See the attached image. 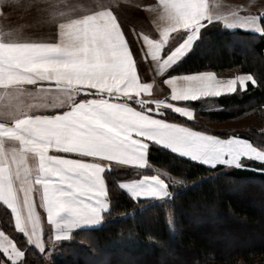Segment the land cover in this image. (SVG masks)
<instances>
[{"label":"snow or ice","instance_id":"obj_1","mask_svg":"<svg viewBox=\"0 0 264 264\" xmlns=\"http://www.w3.org/2000/svg\"><path fill=\"white\" fill-rule=\"evenodd\" d=\"M3 8L0 0V13ZM27 8L56 33L48 40L0 31V117L9 121L0 123V202L27 243L44 249L35 193L56 239L81 225H100L110 209L106 175L121 165L148 167L153 145L207 166H243L242 157L264 162V150L239 135L221 138L161 118L170 109L192 119L194 109L178 102L233 94L248 81L257 83L251 74L224 80L212 71L168 73L206 26L222 20L229 28L264 33V14L242 15L237 8L219 15L207 0H159L155 8L148 6L158 16V38L136 33L142 45L134 55L120 21L102 0L83 8L66 0H30ZM174 32L184 35L172 47ZM148 58L152 71L165 75L172 102L145 98L153 84L143 81L138 64ZM41 109L52 114H40ZM164 175H142L119 187L134 200L167 198L172 193ZM0 251L6 257L0 264H18L25 255L3 230Z\"/></svg>","mask_w":264,"mask_h":264},{"label":"trees","instance_id":"obj_2","mask_svg":"<svg viewBox=\"0 0 264 264\" xmlns=\"http://www.w3.org/2000/svg\"><path fill=\"white\" fill-rule=\"evenodd\" d=\"M261 22L264 24V19ZM232 67L249 72L257 83H247L243 91L212 98L222 108L206 116L222 121L264 104V33L229 29L213 22L201 30V37L191 52L168 74ZM200 101L185 103L199 107ZM163 117L218 136L232 133L214 132L174 112L167 111ZM232 134L264 148V130L251 128ZM148 161L151 166L182 180L175 186L166 179L172 195L134 200L119 187V182L155 171L150 167H116L105 177L110 209L105 212L103 223L91 229H77L69 240L59 242L60 255L52 260L54 264L95 261V264H118L125 258L131 260L130 264H159L154 258H161L160 264H264V241L249 243L257 238L264 240V208H260L264 203L261 162L252 160L243 166L231 167L207 166L157 145L150 148ZM258 192L263 197L254 198ZM209 212L216 218L212 219ZM188 218L194 222L190 223ZM0 228L10 233L24 251L18 264H48L42 252L27 243L25 236L15 229L12 214L2 202ZM209 228L216 229L221 238L226 239L225 247L211 249L209 235L205 234L206 238L199 235L198 232H209ZM237 240L248 244L236 245Z\"/></svg>","mask_w":264,"mask_h":264},{"label":"rangeland","instance_id":"obj_3","mask_svg":"<svg viewBox=\"0 0 264 264\" xmlns=\"http://www.w3.org/2000/svg\"><path fill=\"white\" fill-rule=\"evenodd\" d=\"M130 1H132V0H130ZM137 2H139L137 4V7H139V5H140V7H142L141 11H130V13H127V16L125 18L127 21L120 20V23H121V26L123 29H125L127 26L129 27L128 33H125V34L128 37L130 43L135 42V41H139V43H138L139 47H132L134 55H136L137 53L140 52V48H141V44H142V38H140V39L135 38L136 33H138V32L131 30L130 21H131V23L137 25V24H143V23L148 24V20L149 21L151 20L152 24H154L157 27L156 21L158 19V16H157V14L155 15V13L153 11H149L148 6L151 5L153 8H155V6L159 3V0H137ZM207 3L209 5L210 10L215 11L219 15H225L227 13L233 12L237 8L241 9L242 15L252 14V15L260 16V15L264 14V0H207ZM143 15H144L145 21L142 19ZM218 22L221 25L225 26L223 24L222 20L218 21ZM260 23L262 25H264L261 21H260ZM225 27L229 28L227 26H225ZM236 28H240L239 25H235L229 29H236ZM244 30L253 31L255 33H260L256 30H253V29H244ZM146 31H147V34H149V35L151 33H153L152 31L147 30V29H146ZM183 35L184 34H182L180 32L171 33L170 34L171 46L174 47L177 43L181 42ZM154 38H156V37H154ZM207 69H208L207 71H209V68H207ZM204 70L205 69H201V70H195V71H190V72H197V71H204ZM216 71L217 72H215V73H216L217 77L222 78L224 80L230 79L233 76H238L241 74H250L249 72L242 71L236 67L225 68V69H220V71L219 70H216ZM145 72L147 74H145V78L143 79V81L153 84V89H152L151 93L144 94L145 98L146 99H166V98H168L169 102H172L170 100V96H169L170 86L164 83L165 75L159 74L157 77L153 78L154 76L150 75V74H152V70L150 68H147ZM190 72H182V73L186 74V73H190ZM171 74H176V73H171ZM177 74H179V73H177ZM247 83H251V81H248ZM2 91H3V89H2V87H0V92H2ZM205 99L209 100L212 98H205ZM178 103H180L181 106L185 105L184 102H178ZM3 106H4V100L0 99V107H3ZM186 107H191V106L189 104H186ZM215 107L216 106L210 101L209 102L205 101V103H202V105L199 107H193L194 117L192 118V120H194L196 123H199L202 127H206L207 129L212 130L214 132L215 131H218V132L231 131L232 133H234L235 131L246 132L247 130H250L251 128H256L258 130H264V104L261 106L253 107V108L251 107V108L247 109L246 111L241 112L238 115H235L234 117L224 119L222 121L206 116V114H209V112L216 111L219 109L221 110V108H222L221 106H217L216 108ZM167 111L173 112L170 109H165L164 113H166ZM178 115H180V114H178ZM161 118H165V117L162 116ZM170 121H172V120H170ZM7 122H9V121L4 119L3 117H0V123H7ZM174 122H176V121H174ZM232 133L230 135H237V134H232ZM211 134H214V133L211 132ZM214 135H216V134H214ZM230 135L220 136V137L221 138H227ZM261 149L264 150V148H261ZM56 154H60V153H56ZM252 160H256V159L242 157L241 158V165L246 163V162L252 161ZM256 161H258V160H256ZM258 162H261V161H258ZM261 163L263 164V169H264V162H261ZM224 166L225 167H231L228 165H224ZM154 171L156 173L163 172L165 174L163 177H166L167 181H169L171 184H173L175 186L177 184L179 185L182 183V180H180L179 178L174 177V176L172 177L171 175H169V173H166V172H164L158 168H156ZM150 175H152V174H150ZM169 176L171 177L170 179L167 178ZM133 179H137V178H133ZM124 191H126V190H124ZM169 191L171 192V190H169ZM258 193L259 194H257V195L254 194L255 196H253V197L257 198V197L262 195L261 192H258ZM262 197H263V195H262ZM233 199H235V198H233ZM260 202L262 203L263 200H260ZM263 204L261 205L260 208H264ZM262 210L264 211V209H262ZM38 213L40 214V216L42 215L41 210H39V209H38ZM209 213H210L209 216L212 217V219L216 218L212 212H209ZM188 221L190 223L194 222L193 219H190V218H188ZM44 229L47 230V232L45 233V239L43 237V240H44L43 243L45 246H44L43 251L41 249H39V251L42 252V254L44 255V258L48 264H54L52 262V260H54L55 257L60 255V245H59L60 243L59 242H61L62 240H67L70 237V234L68 237H62L60 239H56L55 238L56 237L55 229L50 224L49 221L46 224L44 223ZM208 231L209 232H206L204 234L203 233L201 234L200 232H198V233H199V235H201V237L205 234L209 235L210 239L208 240L209 241L208 243H209V246L211 247V249L222 248V247H225V245H227L226 239L221 238V235H219L217 233L218 231L216 229H212V228L210 229L209 228ZM217 235H219V236H217ZM9 236H11V235H9ZM203 237L206 238L207 236L205 235ZM212 238H215V240H212ZM261 241H264V240L257 238V239H253L249 243L255 244V243H258ZM235 243H236V245H239V246H245L248 244L246 241H242V240H237V241H235ZM135 259L138 260L139 262L141 261V259L138 257L137 258L135 257ZM154 260L156 261V263H159V264L162 262L161 258H156V259L154 258ZM129 261H131L129 258H125L123 260L120 259L118 264H130V263H132V262L129 263ZM95 262H93L91 264H95ZM208 264H222V263H208Z\"/></svg>","mask_w":264,"mask_h":264},{"label":"crops","instance_id":"obj_4","mask_svg":"<svg viewBox=\"0 0 264 264\" xmlns=\"http://www.w3.org/2000/svg\"><path fill=\"white\" fill-rule=\"evenodd\" d=\"M29 2H30V0H4L3 13H0V31L6 32V33L10 32L13 36H17L20 38H26V39H32V38L48 39V40L54 39L56 36V33H55L52 25H50L46 20L41 19L40 16L31 12L27 8V4ZM50 2L55 3L56 0H50ZM66 2L70 5L83 8V7H88L91 3H93V0H66ZM95 2H101V0H95ZM102 2L112 9V11L117 16L119 21L120 20L127 21L125 18L127 16V13H130V11H141V9H142V7H140V5H139V7H137V4L139 3V2H137V0H132V1H130V0H102ZM62 10L63 9H61V11ZM155 15H156V13H155ZM142 19L145 21L144 15H143ZM130 26H131V30L137 31L138 33L144 32L145 34H147V31H146V29H147V30H150L153 32L150 35H152L153 37H156V38L158 37V29L154 24H152L151 20L150 21L148 20V24L143 23V24H137V25L131 23V21H130ZM124 30H125V33H128L129 27L127 26ZM138 43H139V41L132 42L131 43L132 47H139ZM138 60H139V57H138ZM154 67H155V65L151 63L150 58L140 61L138 64V71L140 72L142 79H144L145 74H147L145 72L146 69L150 68L152 70ZM205 70L207 71L208 69H205ZM209 71H212L214 73L217 72L215 69H209ZM159 74L160 73H154L152 71V74H150V75L154 76L153 78H155ZM179 74H185V73H179ZM26 87L28 89H32L34 86L26 85ZM81 98H83V97H81ZM205 101L212 102L216 107L220 106L216 102L215 99H209L208 100L205 98L202 99V101H200L201 102L200 106L202 105V103H205ZM186 104L187 103H185L184 106H186ZM191 108H193V107H191ZM40 114H52V110L41 109ZM171 122H174V121H171ZM195 130H198V128ZM199 131H201V130H199ZM56 153L63 154L61 152H56L55 150H52V154H56ZM124 166L125 167L126 166L127 167H133V166H128V165H121L120 167H124ZM148 167L152 168L153 170L156 169L154 166H151L150 164ZM153 174H157V173L155 172ZM122 181H125V180H122ZM122 181H120V182H122ZM120 182H119V184H120ZM34 196L36 199L37 212L39 209V210H41V214H42L40 216V218H41V233H42L41 235H42V240H43V237L45 239V233L47 232V230L44 229V223L46 224L48 222L47 213L42 208V206L40 205L39 194L35 193ZM10 212H11V210H10ZM13 222H14V218H13ZM96 226H99V225H81V226L71 230L70 237L67 240H69L72 237L73 232L77 229H81V228H90L91 229L92 227H96ZM0 230H2V229L0 228ZM8 234L11 235L10 233H8ZM62 241H65V240H62ZM32 245L35 246V244H32ZM36 248L39 250L38 247H36ZM0 259H6V257L3 255L2 251H0ZM9 264H10V262H9Z\"/></svg>","mask_w":264,"mask_h":264}]
</instances>
